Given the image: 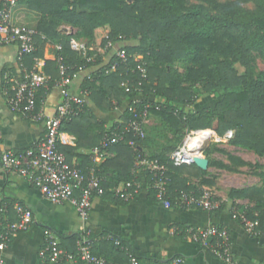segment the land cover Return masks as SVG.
<instances>
[{
	"label": "trees",
	"instance_id": "trees-1",
	"mask_svg": "<svg viewBox=\"0 0 264 264\" xmlns=\"http://www.w3.org/2000/svg\"><path fill=\"white\" fill-rule=\"evenodd\" d=\"M193 1L197 3L190 4L189 0H25L30 9L45 18L34 38L35 51L26 57L25 65L31 67L34 58L43 56L40 45H59L61 51H55L54 56L63 58L73 76L93 64L70 50L71 38L84 42L89 56L109 43L130 42L122 49L129 56H142L146 79L142 81L134 70L136 63L131 57L127 59L128 66L118 64L115 71H110V64L115 61L112 58L110 64L98 70L83 87L97 109L103 113L114 110L129 100L131 94L125 92L124 85L131 92L139 87L138 95L151 97L153 106H159V110L149 111V117H156L168 133L183 137L188 132L208 130L230 146L264 157V72L255 73L254 68L255 57L264 61V0ZM61 25L75 32L60 38ZM176 64L181 65V69L173 70ZM44 71L50 76L49 90L59 79L56 62L46 61ZM46 93V89L39 91L37 106ZM200 98H214L215 104L196 110ZM146 103L131 104L130 108L139 110ZM130 108L125 112L123 123L130 116ZM63 130L76 137V144L75 147L62 146L59 150L69 166L76 165L84 171L90 166L89 157L75 151L97 146L107 130L86 105L77 116L63 124ZM97 130L100 133L97 134ZM128 141L134 142V148L127 145ZM150 143L153 142L146 134L142 140L129 135L125 142L109 149L113 157L97 167L105 191L101 198L118 205L128 202L114 197L111 190L124 188L125 182L134 178L137 155L156 160L168 168L166 197L170 200L180 192L200 193L199 187L189 184L188 177L200 179V186L213 185L203 178L205 171L195 164L173 167L167 156L171 148L151 155ZM208 154L206 149L204 155L209 166L228 169L210 162ZM227 158L237 167H255L229 154ZM103 170L113 172L114 177L106 179ZM144 175L148 197L155 201L154 191L150 189L151 175ZM260 178V188L231 190L229 197L252 203L251 207L244 208L232 203L231 208L244 209L249 220L256 219L264 227V173ZM16 205L22 206L12 199L1 198L0 207L4 212H0V229L16 220ZM224 207V203L219 202V207L210 214L219 216ZM89 230L91 244L100 238L99 243L106 246V264L108 257L116 262L119 258L129 260L128 255L149 264L160 261L158 254L133 249L125 233L114 236L93 226H89ZM169 230L174 235L179 234L176 235L179 239L189 241L188 231L196 232L197 229L176 226ZM68 240L72 247L69 252H74L77 236ZM42 262L50 263L48 260Z\"/></svg>",
	"mask_w": 264,
	"mask_h": 264
},
{
	"label": "crops",
	"instance_id": "crops-1",
	"mask_svg": "<svg viewBox=\"0 0 264 264\" xmlns=\"http://www.w3.org/2000/svg\"><path fill=\"white\" fill-rule=\"evenodd\" d=\"M43 20L45 18L37 11L30 9L25 0H18L11 10L9 21L14 27L37 31ZM58 30L60 38L75 32V29L65 25H61ZM129 43L115 41L112 43V48L103 47L95 50L90 56L93 65L73 75L70 91L78 94L85 90L83 88L84 85L92 80L98 70L110 63L114 52ZM120 45H123V47H119ZM54 46L48 43L44 46L40 45L43 56L38 59L41 61L43 71L46 61H54ZM91 51L93 50L91 49ZM24 61H26V58ZM20 75L16 47L14 45L0 46V151L4 149L15 152L26 150L43 138L46 132L44 123L31 122L24 116L12 112L5 102L4 90L7 87V83L18 80ZM47 76L50 78L49 75ZM57 82L58 80L54 81L53 87L47 91L39 104L46 116H53L61 101V89L56 85ZM143 101H152V98L131 94L129 100L107 113L97 109L88 97L86 106L95 118L103 124V129L105 130L121 124L126 110L131 107L133 102L140 103ZM214 104V98H203L196 105V110L213 107ZM156 125L157 127L160 125L159 120L150 116L146 121L145 129L149 132ZM98 132L100 133L99 130L96 131L97 134ZM66 134L68 135L67 146L75 147L76 137L67 132ZM213 135L212 141L208 144V146L211 145L208 154L210 162L224 165L228 169L209 166L208 163L205 173L217 176L214 179L215 182L210 179L214 182V186H199L197 184L200 181L188 178L197 183L196 187L210 189L216 200L224 203V210L219 216L214 217L210 212L198 208H185L186 210L165 209L161 204L149 199L148 192L143 187L142 191L125 205H118L114 201L105 200L101 197L95 198L92 201L87 225L114 236L125 233L133 249L143 253L158 254L160 256L158 264L165 263L173 257H181L183 259L182 264H225L198 244L179 239L176 236L179 234L174 235L169 230L170 227L176 226L190 227V229L217 227L228 232L231 239V251L234 260L238 264H264V237L248 236L238 222L232 219L230 212L232 203L242 208L251 207L252 203L242 198L228 199V193L226 194L218 189L220 184L218 175L221 173L226 174L230 181L235 182L233 185L231 183V188L228 189V192L250 187L260 188L262 186L260 175L264 173V157H258L250 151L230 146L222 142L217 135ZM154 139H157V137L155 136ZM89 151L90 149H78L75 152L81 155H88ZM228 154L255 167L248 169H253L252 171L243 172V174L235 173L233 169L245 171L246 167L232 165L227 158ZM111 157H113L112 153H110L108 158ZM103 172L106 179L114 177V173L111 171L103 170ZM204 179L208 180L209 178L205 175ZM2 197L20 203L29 209L33 216V224L29 229L17 234L6 248L0 249V258L5 264H45L39 258L38 253L44 245L43 232L46 229L50 230L58 238L61 248L67 252L72 249L71 242L68 239L79 234L81 224L75 208L71 204H52L27 180L13 172H5L0 168V201ZM0 212H4L1 207ZM99 241L100 238L95 239L91 244V250L96 256L106 259L107 248ZM107 260V264H131L129 260L121 258L117 259L116 262L113 257H108ZM53 264L81 263L61 260ZM138 264L149 263L146 260H140Z\"/></svg>",
	"mask_w": 264,
	"mask_h": 264
},
{
	"label": "built area",
	"instance_id": "built-area-1",
	"mask_svg": "<svg viewBox=\"0 0 264 264\" xmlns=\"http://www.w3.org/2000/svg\"><path fill=\"white\" fill-rule=\"evenodd\" d=\"M18 0H0V46L14 45L17 49V63L20 69V78L7 83L4 90L5 102L8 108L31 122L44 123L46 132L44 137L38 140L26 150L15 152L4 149L0 151V168L5 172H13L27 180L49 202L56 205L71 204L77 213L81 229L77 235L75 251L67 252L61 248L58 238L50 231L44 230V245L39 251V258L50 263H58L61 260L78 262L81 264H106L104 258L96 256L91 250L90 234L87 225L91 211L92 201L104 194L103 179L98 175L97 167L109 156V149L126 141L131 135L142 140L145 137V124L149 118L151 109L159 110V106H153V102L147 101L139 110L130 108V116L126 122H122L113 130L105 132L100 143L90 149L88 153L90 166L81 170L76 166H69L60 147L68 144V135L63 130V124L77 116L87 102V92L74 94L70 91L72 77L69 68L64 64L61 56H55L59 79L57 86L61 89V101L53 116H46L39 106L38 93L47 89L50 78L44 73L41 61L38 58L32 60L31 67L25 65L24 59L35 51L34 38L37 31L14 27L10 24V13ZM55 51L60 52L61 46L55 45ZM69 48L79 54L86 61H91L88 55V47L82 41L74 38L69 40ZM106 48H112L109 43ZM131 57L136 63V70L142 81L146 79V70L142 64V56H129L124 49L114 52L115 61L110 64V71H115L118 64L127 65V59ZM108 71H106L107 73ZM141 83H138L140 86ZM125 92L140 94L139 87L130 91L124 85ZM138 104L136 102L132 103ZM214 133L208 130L188 132L187 138L177 146L168 156L173 167L189 166L196 158L205 159L204 151L212 141ZM127 145L134 148L133 141ZM168 168L156 160L137 155L134 164V178L125 182L124 188L111 190L114 197L123 201H130L143 189L148 191L144 174L151 175L150 189L154 191L155 201L165 209L198 208L206 212L216 210L219 202L213 194L206 190H200L198 195L193 192H180L173 200L166 197ZM143 180V182H142ZM231 217L243 228L250 237H264V227L258 220H249L246 211L231 208ZM16 220L0 229V249L7 247V243L17 234L25 232L33 224V216L24 206H15ZM190 242L207 249L215 258L225 264H238L231 251V239L228 232L217 227H207L203 230L188 231ZM118 245V242H115ZM131 264L138 261L128 255ZM181 257H173L161 264H182ZM0 264L5 262L0 258Z\"/></svg>",
	"mask_w": 264,
	"mask_h": 264
},
{
	"label": "rangeland",
	"instance_id": "rangeland-1",
	"mask_svg": "<svg viewBox=\"0 0 264 264\" xmlns=\"http://www.w3.org/2000/svg\"><path fill=\"white\" fill-rule=\"evenodd\" d=\"M189 3L190 4L191 3L192 4H196L197 2H195L193 0H189ZM253 30H255V28ZM119 47H123V45L122 46L120 45ZM120 49H122V48H120ZM180 66L181 65L176 64L173 67V70H179V69H181ZM254 68H255V73L264 72V61L261 60V59H259V58H257V57H255V60H254ZM201 100H202V98H200L198 100V102H201ZM145 134L148 137V139L151 140V142H153V143H150L151 144V146H150V148H151V151H150L151 153L150 154L151 155L152 154L159 153L161 150H163L165 148L166 149L167 148H169V149L171 148V150L167 152V154L170 155V153L174 150V148L177 147V146H179V145H181L182 142L187 138V134L188 133H186L183 137H176V136L168 133V131L166 130V127H164V125H162V123H160V125L158 127H157V125L156 126H153L149 130V132H148V130L145 129ZM155 136L157 137V139H154ZM210 146H208L206 148L207 151H210V149H211ZM248 169H251V168L246 167L245 168V171H238L236 169H233V170H234L235 173H238V174H243V172H248V171H252L253 170V169L252 170H248ZM205 175L208 176V178H209L208 180L211 181L212 184H213V186H214V182H215L214 179L217 178V176L214 175V174H208V173H205ZM205 175H204V177H205ZM218 178L220 180L219 181L220 184H219L218 189L221 190L222 192H225L226 194L228 193L227 196H228V199H230L228 189L231 188L230 187L231 186V183L233 185L235 182L232 181V180L230 181L229 178H228V176L226 174H224V173H221L220 175H218ZM193 179H195V178H193ZM210 179H212L214 182L212 180H210ZM195 180L200 181V179H195ZM188 182H189L190 185H195V186L199 185L200 186V183L199 184L194 183V181L192 179H189V178H188ZM200 189L201 190L209 191L212 194L211 190L208 189V188H200ZM226 203L228 204L229 202H226Z\"/></svg>",
	"mask_w": 264,
	"mask_h": 264
},
{
	"label": "water",
	"instance_id": "water-1",
	"mask_svg": "<svg viewBox=\"0 0 264 264\" xmlns=\"http://www.w3.org/2000/svg\"><path fill=\"white\" fill-rule=\"evenodd\" d=\"M194 163L196 166H198L203 171L207 170V168H208V160L207 159L196 158L194 160Z\"/></svg>",
	"mask_w": 264,
	"mask_h": 264
}]
</instances>
